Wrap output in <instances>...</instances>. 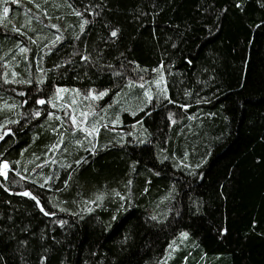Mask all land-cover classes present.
<instances>
[{"label": "trees", "instance_id": "1", "mask_svg": "<svg viewBox=\"0 0 264 264\" xmlns=\"http://www.w3.org/2000/svg\"><path fill=\"white\" fill-rule=\"evenodd\" d=\"M0 127V264H264V0H0Z\"/></svg>", "mask_w": 264, "mask_h": 264}, {"label": "rangeland", "instance_id": "2", "mask_svg": "<svg viewBox=\"0 0 264 264\" xmlns=\"http://www.w3.org/2000/svg\"><path fill=\"white\" fill-rule=\"evenodd\" d=\"M103 93L104 95H101ZM104 92L87 91L80 92L67 87H57L53 98V104L58 110L67 109L70 116V121L74 123V126L79 127L81 131L86 135H94L95 128L92 126L78 125L83 123V118L88 112V107L91 103H97L105 96ZM68 99V100H67ZM88 106V107H87ZM9 128L0 127V137H2ZM5 163H0V174L5 175L6 168L3 167ZM192 255V254H191ZM180 256V250H176L172 256L162 259L159 264H175L178 257ZM180 264H187V256H183ZM180 259V260H181Z\"/></svg>", "mask_w": 264, "mask_h": 264}, {"label": "snow or ice", "instance_id": "3", "mask_svg": "<svg viewBox=\"0 0 264 264\" xmlns=\"http://www.w3.org/2000/svg\"><path fill=\"white\" fill-rule=\"evenodd\" d=\"M13 2H15V0H13ZM8 11H9V9H8L7 7H5V8L3 9L4 14H7ZM78 15H79V13H78ZM111 35H112V36H116L117 33H116V32H112ZM162 80H163V77H161V81H158L157 83L162 82ZM101 95H104V94L101 93ZM145 95L147 96V95H149V94H148V93H145ZM149 99H151L150 96H149ZM39 103L43 104V103H45V101L41 100V101H39ZM37 115H39V113H37ZM0 138H2V137H0ZM3 167H4V168H7L8 165H7V164H4ZM24 195H29V193H24ZM33 199H35V198L33 197ZM182 235L187 236V233H183Z\"/></svg>", "mask_w": 264, "mask_h": 264}]
</instances>
